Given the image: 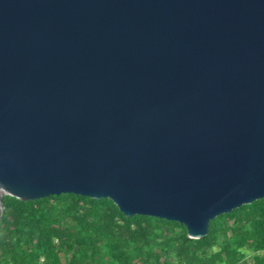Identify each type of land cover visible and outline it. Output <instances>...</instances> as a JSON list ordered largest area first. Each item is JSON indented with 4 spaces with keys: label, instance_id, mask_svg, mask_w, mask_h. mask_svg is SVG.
<instances>
[{
    "label": "water",
    "instance_id": "obj_1",
    "mask_svg": "<svg viewBox=\"0 0 264 264\" xmlns=\"http://www.w3.org/2000/svg\"><path fill=\"white\" fill-rule=\"evenodd\" d=\"M209 221L264 197V0H0L2 196Z\"/></svg>",
    "mask_w": 264,
    "mask_h": 264
},
{
    "label": "trees",
    "instance_id": "obj_2",
    "mask_svg": "<svg viewBox=\"0 0 264 264\" xmlns=\"http://www.w3.org/2000/svg\"><path fill=\"white\" fill-rule=\"evenodd\" d=\"M0 264H264V197L189 238L182 223L124 215L109 198L2 196Z\"/></svg>",
    "mask_w": 264,
    "mask_h": 264
}]
</instances>
